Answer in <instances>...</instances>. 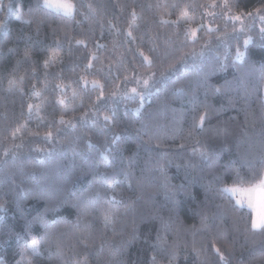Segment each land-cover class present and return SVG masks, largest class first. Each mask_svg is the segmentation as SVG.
Instances as JSON below:
<instances>
[{
  "label": "trees",
  "instance_id": "1",
  "mask_svg": "<svg viewBox=\"0 0 264 264\" xmlns=\"http://www.w3.org/2000/svg\"><path fill=\"white\" fill-rule=\"evenodd\" d=\"M36 2L25 0V12L19 22L14 18L15 8L8 9L11 31L5 35L0 30V204L5 205V209L0 210V226L5 229L11 226L20 231L24 219L31 220L42 212L49 198L77 201L89 195L90 186L103 193L105 185L101 174L110 175L113 168L129 166L128 160L121 159L120 152L110 147L114 138L123 149V157H131L136 165L137 176L149 157L155 159L165 152L175 155V146L184 143L182 137L187 135L188 127L185 124L183 133L173 134L174 111L188 109L190 122L192 106L176 99L183 93H177L176 97L171 95L173 86L190 80L195 88L199 77L218 59L229 65L253 64L257 69L264 65V46L258 30L263 22L258 17L234 22L223 15L255 11L264 0H228L227 8L205 6L210 0H73L78 6L73 17L63 14L49 17L43 10L29 15L28 4ZM208 13L220 15L213 19ZM4 17L5 10H0V19ZM249 23L251 28L247 27ZM209 27L219 28V31H209ZM233 28H243V31H233ZM190 29L197 30L195 43L191 42L190 33L185 40ZM129 32L131 37L127 36ZM245 37H251L247 44H244ZM237 50L244 53L240 60L235 59ZM140 52L150 59L155 57V61L143 62ZM45 62L49 67L45 68ZM90 62L89 69L86 66ZM33 69L36 75L32 74ZM46 71L50 75L46 76ZM233 75L229 67L213 73L211 82L222 83L231 80ZM133 76L149 81L142 98L129 91L133 88L131 83H122L124 77ZM104 77L109 79L106 87ZM92 80L100 81V86L91 83ZM120 86L125 87L126 94L117 90ZM101 90L107 97L102 104L97 100ZM165 93H168L167 106L162 103ZM227 99L216 95L210 96L209 102L219 107L226 104ZM236 103L235 109L226 107L219 116L229 129L226 142L231 148L217 158L219 165L239 167L234 161L241 154L258 155L264 148V109L258 99L253 97L247 103L243 100ZM29 104L33 105L32 109L28 108ZM93 104H100V119L96 123H93L96 120ZM104 116L110 117L108 128H104ZM145 124L157 132L151 140L149 135L137 136V130L142 133ZM49 132L54 139H45ZM158 144L160 147L156 146ZM193 146L188 144L182 157L173 159L169 165V175L177 177L172 184L182 182L184 169L176 165L188 158ZM5 149L11 151L6 154ZM189 171L193 180L187 187L198 193V197L195 200L178 197L179 218L167 234L169 243L177 241L180 245L177 264H201L202 258L207 259V264L219 261V255L211 248L204 251L206 244L213 243L227 258V264H264V229L251 228L252 214L246 207L240 212L216 216L207 229L196 231L200 229V207L210 204V211L214 212L216 205L226 204L228 199L234 202V199L225 193L226 199L213 200L215 193L204 190V184L210 181L207 169ZM118 175L121 183L117 191H123L125 199L118 205L120 216L114 227L105 229L100 219V209L107 206L106 197L100 198L95 210L86 215L79 226H76L78 213L70 203L65 204L58 210L59 215L52 212L45 215L50 223L62 221L49 231L52 241L62 245L65 256H56L53 246V255L49 257L46 253L40 264H73L83 260L88 264H147L153 254L150 243L155 240L159 220H142L141 217L158 210L160 216L168 218L171 205L165 189L157 187L158 179L141 194L139 190L129 189L122 174ZM197 176L204 179H195ZM257 179L259 177L245 169L239 179L228 177L223 183L249 185ZM37 194L43 199H34ZM91 196L95 198L94 191ZM137 197L141 198L137 200ZM245 216L246 219L242 218ZM93 217L98 219L92 221L88 230L91 236L86 241L92 247L86 249L81 241L86 235L85 224ZM134 226L138 239L128 244L126 240ZM33 228L37 230L33 235H43L41 225L35 224ZM20 243L14 239L0 242V255H6L9 264L19 259L16 252ZM193 248L200 250L199 258Z\"/></svg>",
  "mask_w": 264,
  "mask_h": 264
},
{
  "label": "snow or ice",
  "instance_id": "2",
  "mask_svg": "<svg viewBox=\"0 0 264 264\" xmlns=\"http://www.w3.org/2000/svg\"><path fill=\"white\" fill-rule=\"evenodd\" d=\"M82 6V5H81ZM205 6L210 7H228V0H210ZM15 8L17 15L14 17L17 22L23 19V14L25 12V0H10L8 3H3L0 0V10H5V17L0 19V30L4 32L5 35H8L11 31L9 24L11 23L8 18L7 10ZM90 8L91 5H88ZM77 4L73 0H37L35 5L29 3L27 6V12L29 15H32L34 11H45L46 15L51 17L54 14H63L65 17H73L74 13L77 11ZM264 4L260 8L255 9V11H246L239 14L228 16L223 14L226 20H231L234 22H243L245 19H254L257 18L264 22ZM209 16H212L213 19L217 18L220 14L208 13ZM247 27L251 28L252 24L249 23ZM203 30V26L202 29ZM209 31H219V28L211 29ZM233 31H243V28L236 29L233 28ZM260 40L261 45L264 46V26L260 27ZM190 39L192 43H195L198 39L197 30L190 29L189 32L185 34V40ZM227 35V33H225ZM128 37L132 36V33L127 34ZM251 40V37L245 39L244 44H247ZM56 43L59 44V41ZM77 44H82L83 41H76ZM139 55L143 57V62L149 64L155 61V57L150 59L148 56H145L143 52H140ZM244 56V53L237 50L235 54V59L240 60ZM183 59V57H181ZM45 68L49 67L48 63L45 62ZM91 68V62L86 66ZM231 67L234 71V75L231 80H225L222 83H212V74L218 71H226ZM109 75H111V69L108 70ZM33 75H36L35 69L32 72ZM45 75H50L47 71ZM154 75V74H153ZM163 75V74H161ZM23 82V78H21ZM135 82L140 84V77L133 76L131 79L124 77L122 83L124 85ZM264 65H261L260 68H256L253 64H231L229 65L225 60L218 59L213 63L207 72L199 77L196 87H192V82L189 80L185 84L180 86H173L170 90L171 95L176 97L177 93H183L182 97H176V99H181L187 104L192 106V115L190 122L188 120V109L181 108L174 111L173 114V134L183 133L184 125L187 124L188 132L186 136H183L182 139L184 143L175 146V155H169L168 153H161L155 159L149 157L144 161L142 166L141 174L137 176L135 168L136 165L132 162L131 157H123V149L117 144V139L114 138L110 141V147L114 151H119L121 159L128 160L127 169L113 168L110 175L101 174L103 177L104 190L103 193L96 191L94 186H90L89 195L78 198L77 201L69 202L66 199H52L49 198L46 200V205L42 212L37 213L31 220L25 218L23 222L22 229L17 231L14 227H7L6 229L3 226H0V242L6 243L7 240L14 239L17 242H22L19 244L18 251L16 255L19 256V259L14 260V264H40V261L45 257L47 253L49 257L53 255V246H55V255L63 258L65 253L63 247L59 242H54L51 239V233L49 229L62 221L53 220L51 223L45 219V215L49 212L56 213L59 215V209L65 204H71V208L76 210L77 221L76 226H79L86 215H89L91 211L95 210V206L99 203L100 198H107V206L100 209L102 219L105 229L109 226L115 225L116 221L120 216L119 204L123 203L125 196L123 191H117V185L121 183L120 176L122 174L124 178V183L127 184L129 189L133 191L139 190L141 194L146 187L152 184L154 179L160 181L158 188L165 189V196L167 202L171 205L169 208L168 218H164L159 215L158 210H154L148 216H142V220L152 219L159 220V227H157L155 232V240L150 243L152 249V255L148 258L147 264H163V261L166 260L167 264H177L180 258V245L177 241L169 243L167 234L171 231V225L175 223L179 218L180 210V199L178 197H191L194 200L197 199L198 193H193L187 187V184L191 183L193 176L189 170L193 172L199 170L201 172L204 169H207V174L210 177V181L204 184L205 192H213V200L215 199H226L224 194L231 193L233 196L240 194L241 197H246V206L251 210L252 219H251V228L252 229H264V148L260 151L258 155H253L251 153L241 154L234 163L238 164L239 167H234L232 164L219 165L217 163V158L220 157L224 152L231 150L229 144L226 142L227 136L229 135V129L225 126L226 121L220 120V114L225 110L226 107L235 109L237 107V100H243L247 103L253 97H256L264 109V94H262V89H264ZM94 84L100 86V81H94ZM109 83L108 77H104L103 86L106 87ZM143 85L145 88L149 85L147 79L143 80ZM59 87V86H57ZM35 88V86H33ZM132 93L137 92V88L133 87L130 89ZM143 91L140 92L141 98L143 97ZM168 93H165V99L162 101L166 106L168 105L167 99ZM201 95L203 99H201ZM222 96L228 97L227 103L216 107L215 105L209 102L210 96ZM23 96V93H21ZM107 97L103 90L99 92L97 100L102 104ZM93 107L96 109L95 116L96 120L93 123H96L100 119L99 107L100 104H93ZM29 109L33 108V105H28ZM134 111H139L135 109ZM264 118V115H262ZM109 116H104L103 121L105 122L104 128H108L109 125ZM112 122H115V117H111ZM216 121L215 124L212 121ZM70 123V122H69ZM74 127V125H73ZM143 132L137 130V136L140 137L141 134L149 135L150 140L157 135V132L153 128L145 124L142 126ZM60 131L59 129L57 130ZM53 138L52 133L49 132L45 139ZM118 138V137H117ZM222 141V142H221ZM219 142V143H218ZM188 144H194L193 147L189 150V156L187 159L183 160V163L177 164L178 169H184V177L180 184H172L171 181L177 177L170 176L168 172L169 165L172 164L173 159H178L182 157V154ZM160 147V145H156ZM10 149H5V153H9ZM33 151H44V149H33ZM15 157V153H12ZM103 155V154H102ZM107 159V157H105ZM206 162V163H202ZM7 164V160L4 161ZM247 169L252 173L254 177H259L254 183L249 184L247 187H239L235 184L233 186H228L223 183V180L228 177H235L236 179L240 178L241 171ZM247 175V172H245ZM195 179L203 180V176H197ZM111 180L112 182H108ZM95 183V182H94ZM95 192V198H92L91 193ZM154 194V193H153ZM141 197H137L139 200ZM34 199H43L41 194H37ZM151 199V197H149ZM81 204L84 206L81 207ZM239 206V207H237ZM245 206V200L243 198L236 199L234 202L230 199L227 200L226 204L216 205V211H210L211 205L206 204L204 207L198 209V214L200 216V229L196 231L205 230L208 228L210 221L214 220L216 216H226L229 212H240ZM5 209L4 204H0V210ZM68 211L69 214H73L69 209H64ZM246 219L245 217H242ZM98 219L93 217L87 224H85L86 235L84 240L81 241V244L84 248H91L92 245L87 243V239L91 236V232L88 231L92 226V221ZM39 224L43 227L44 233L42 236L33 235L34 232H37L33 228V225ZM137 228L134 226L131 230V233L126 240V243L131 244L138 239ZM195 234V232H194ZM147 239V238H146ZM209 248L215 254L219 255V261L213 260L212 264H219L220 261H223L224 264H227V258L220 251V249L213 243L211 245H205L204 251L207 252ZM193 253L199 258L200 250L193 248ZM187 259V256H185ZM0 264H9L8 257L6 255H0ZM73 264H88L87 260L83 261H74ZM201 264H207V259L202 258Z\"/></svg>",
  "mask_w": 264,
  "mask_h": 264
},
{
  "label": "rangeland",
  "instance_id": "3",
  "mask_svg": "<svg viewBox=\"0 0 264 264\" xmlns=\"http://www.w3.org/2000/svg\"><path fill=\"white\" fill-rule=\"evenodd\" d=\"M262 26H264V22H263V25H260L259 24V29H260V27H262ZM258 29V30H259ZM259 34H260V32H259ZM248 37H245V39H247ZM143 80H144V78H140V84H136L135 82L134 83H131L130 84V86H133V87H136L137 88V92H136V94H138L139 96H140V92L141 91H143V93H145V91H146V88H145V86L143 85ZM94 82V80H92L91 81V83H93ZM94 84V83H93ZM117 90L118 91H120L123 95L124 94H126L127 93V91L125 90V87H123V86H120V87H118L117 88ZM130 91V90H129ZM132 93V92H131ZM141 98V97H140ZM236 186H239V187H247L248 185H241V184H235ZM228 186H233V185H228ZM233 199H234V201L236 200V199H241V198H243L244 200H245V206L244 207H246L247 208V206H246V197H241V195L238 193V194H236L235 196H233L231 193H228ZM248 209V208H247ZM250 210V209H249ZM251 211V210H250ZM252 219V218H251Z\"/></svg>",
  "mask_w": 264,
  "mask_h": 264
}]
</instances>
